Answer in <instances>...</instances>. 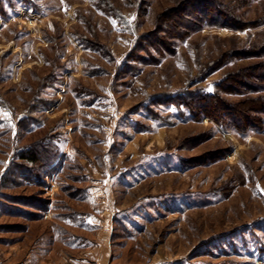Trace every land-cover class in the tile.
Segmentation results:
<instances>
[{"label": "rangeland", "instance_id": "1", "mask_svg": "<svg viewBox=\"0 0 264 264\" xmlns=\"http://www.w3.org/2000/svg\"><path fill=\"white\" fill-rule=\"evenodd\" d=\"M183 1L0 0V264H264V0Z\"/></svg>", "mask_w": 264, "mask_h": 264}, {"label": "trees", "instance_id": "2", "mask_svg": "<svg viewBox=\"0 0 264 264\" xmlns=\"http://www.w3.org/2000/svg\"><path fill=\"white\" fill-rule=\"evenodd\" d=\"M226 7L223 6L219 0H185L181 4L177 6V8L172 9V11H168L164 14H173L176 15L175 19L173 20L174 24L170 28L168 32H166L165 36L163 38H157L152 37L150 38L149 42L150 45H156L160 52L161 51H169L171 48V42H168L169 40H185L187 36L191 33L199 32L203 30L206 27H224L227 29L239 28L238 22L234 17H231V15L226 12ZM173 15H171L173 17ZM162 19V17L160 18ZM163 25H167L165 22ZM164 27H162L163 29ZM159 33V32H158ZM157 33V34H158ZM151 36V35H150ZM134 48V47H133ZM134 50V49H133ZM259 69H252V71L260 70ZM259 73V72H258ZM262 76L260 78L259 76H256V79L262 80L264 83V72H261ZM246 79V78H244ZM260 80V81H261ZM189 93V92H188ZM184 94V93H183ZM183 94H179L176 96H179V100H181V103H184V106L190 110L194 111L196 115L201 117L202 115L206 117L210 112L207 110V105L211 104L213 102L214 96L211 95H200V94H192L189 93L186 97H183ZM182 97V98H180ZM175 98V97H174ZM184 98V99H183ZM216 102V100H214ZM227 110V109H226ZM215 111V110H213ZM218 111V108L216 109ZM229 112V111H228ZM235 115V113H228V115ZM232 117V116H230ZM237 115L235 117H232L233 119H236ZM247 120V123L244 125L242 119L238 120H219V118H215V121L220 126H224L226 128L234 127V129H238L240 131H244L246 129H255L257 127H261L258 123L253 121V119H249L248 117H245ZM235 121V122H234ZM243 122V123H242ZM260 123V122H259ZM40 146L36 148L35 150H32L29 155L27 156V159L30 158L33 162L36 164L39 163V158H41V152ZM25 159V158H24ZM33 170H30L26 172V174L30 177L33 176Z\"/></svg>", "mask_w": 264, "mask_h": 264}, {"label": "built area", "instance_id": "3", "mask_svg": "<svg viewBox=\"0 0 264 264\" xmlns=\"http://www.w3.org/2000/svg\"><path fill=\"white\" fill-rule=\"evenodd\" d=\"M124 170H125V169H124ZM124 170H123V171H124Z\"/></svg>", "mask_w": 264, "mask_h": 264}, {"label": "snow or ice", "instance_id": "4", "mask_svg": "<svg viewBox=\"0 0 264 264\" xmlns=\"http://www.w3.org/2000/svg\"><path fill=\"white\" fill-rule=\"evenodd\" d=\"M209 90H211V89H209Z\"/></svg>", "mask_w": 264, "mask_h": 264}]
</instances>
